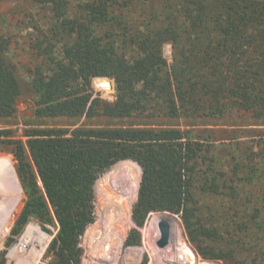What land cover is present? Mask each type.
I'll use <instances>...</instances> for the list:
<instances>
[{
    "label": "trees",
    "instance_id": "1",
    "mask_svg": "<svg viewBox=\"0 0 264 264\" xmlns=\"http://www.w3.org/2000/svg\"><path fill=\"white\" fill-rule=\"evenodd\" d=\"M32 1L50 7L60 22L62 58L45 65V38L38 40L35 51L44 58L26 81L13 68L11 39L0 27V120L14 117L28 93L39 118L128 119L147 111L182 121L186 129L30 128L25 140L1 129L0 149L13 155L26 197L7 247L32 218L42 224L55 219L59 232L44 258L81 264L79 240L95 219V183L118 162L131 160L142 170L132 208L135 226L142 227L151 213L180 214L199 255L225 259L198 241L213 232L195 234L193 179L202 149L187 127L233 114L264 126V0H162L139 19L132 17V0H74L76 6L71 0ZM166 43L173 46L170 67L163 56ZM96 77L114 80L115 102L93 99ZM139 244L133 229L125 246ZM7 252H0V264L7 263Z\"/></svg>",
    "mask_w": 264,
    "mask_h": 264
},
{
    "label": "rangeland",
    "instance_id": "2",
    "mask_svg": "<svg viewBox=\"0 0 264 264\" xmlns=\"http://www.w3.org/2000/svg\"><path fill=\"white\" fill-rule=\"evenodd\" d=\"M162 0H132L130 7L135 11L132 17L141 18L147 8H157ZM76 6L77 2L71 0ZM72 8L71 13L76 14ZM132 15V14H131ZM60 22L50 7L45 9L32 0H0V27L11 39L10 58L19 77L30 81L31 74L43 61V55L35 51L38 40L45 38V65L52 66L53 60L62 58L63 33H59ZM66 39V37H65ZM125 40V39H124ZM163 56L169 67L173 64V46L163 45ZM101 83L107 84L104 89ZM90 92L94 98L107 103L116 100L117 90L113 79L96 77L92 79ZM35 99L32 94H24L17 104L14 117L0 120L1 129H11L16 138H22L24 130L30 128H50L73 130L78 127L111 126L137 128H181L186 127L181 121L161 117H150L147 113L137 114L128 119H109L98 117L94 120L81 118H39L35 114ZM236 115L226 121L215 120L209 125L188 126L192 136L197 139L202 152L199 155L197 174L193 179V188L198 209L195 234L203 229L213 232L210 239L198 237L201 246L211 245L225 259L210 260L199 255L191 241L180 214L168 212L151 213L142 227L135 228L133 221L126 216L123 199L115 192H123L127 186L124 176L134 177L139 185L142 176L140 166L131 161H121L102 174L94 186L97 216L103 221V234L112 238L110 246H98L88 243L82 250L87 264H264V126L251 125V119L235 120ZM233 118V119H232ZM179 124V125H178ZM0 161L8 162L15 176L17 194L13 198L15 206L4 217L0 215V252L7 250L9 261L16 254L31 255L30 264H42L52 258H44L51 241L59 232L55 219L42 224L32 218L24 230L7 247V240L16 220L25 205V196L15 171V161L9 149H0ZM130 180V179H129ZM114 181V182H113ZM114 183V184H113ZM139 183V184H138ZM134 184V183H133ZM5 186V184L3 183ZM117 185V186H115ZM136 188L135 184L133 186ZM124 194V193H122ZM138 195V194H137ZM2 205L9 206V200L2 195ZM133 206L131 207L132 210ZM128 211V209H127ZM169 214L176 219L178 232H172L170 242L179 241L177 251L157 247L156 228L151 226L154 215ZM37 226L49 237L47 246L39 251L35 241L28 243L29 225ZM46 228L50 233L43 231ZM136 229L140 235V244L125 246L130 232ZM159 231V230H158ZM37 233L29 238L35 240L42 235ZM26 246V248H23ZM20 248H23L22 250ZM181 248V249H180ZM263 254V255H262ZM192 256V257H191ZM192 259V260H191ZM14 263V262H13Z\"/></svg>",
    "mask_w": 264,
    "mask_h": 264
},
{
    "label": "bare ground",
    "instance_id": "3",
    "mask_svg": "<svg viewBox=\"0 0 264 264\" xmlns=\"http://www.w3.org/2000/svg\"><path fill=\"white\" fill-rule=\"evenodd\" d=\"M0 176H1V178H3V180L5 182V193H6V195L7 194L8 195L17 194V190H16L17 186H16V181H15V176H13V170H12V168L9 165L8 162H5V164H4V163H2L0 161ZM134 179L135 178L132 177V181H131V177L124 176V180L128 184L127 186H129V185L134 186V184H135L136 189H138L137 179L136 180H134ZM115 186H117V185H115ZM14 206H15V203L11 202L10 209L13 208ZM10 209H7L6 212L8 210H10ZM2 210H3L2 212H4L5 211V207H2ZM6 214H8V212L5 213V215ZM2 215H3V213H2ZM161 220H166L167 222H169L170 227H171V233L179 231L176 219L173 218L172 216H170L169 214H157V215H154V217H153V219L151 221V226H154V227L157 226L158 227V223ZM28 232H29V234L26 237V239L28 240V243H31L32 241H35V243L37 244L35 246H37V249L39 251L43 250L47 246V244L49 243V237L46 234H43L42 231L37 226H34V225L30 224L29 228H28ZM37 233H42V235H40L39 237H36V239L33 240L35 238L34 235H36ZM30 235L33 236L32 240L29 238ZM159 238H160V232L156 228V239L159 240ZM179 246H180V243L177 240L175 242H169V245L166 248L170 249V251H174L175 252V251L178 250Z\"/></svg>",
    "mask_w": 264,
    "mask_h": 264
},
{
    "label": "built area",
    "instance_id": "4",
    "mask_svg": "<svg viewBox=\"0 0 264 264\" xmlns=\"http://www.w3.org/2000/svg\"><path fill=\"white\" fill-rule=\"evenodd\" d=\"M101 88L104 89V87L107 84L101 83ZM124 193V194H122ZM115 194H118L119 196H121V198L123 199L124 202V206L125 208V212H126V216L128 217L129 221L131 222L132 220V210L131 207L134 205V203L137 200V190L136 188H134L133 186H131V189L126 188V190H124L123 192H115ZM95 204V209H94V216L95 219L94 221L87 227V229L85 230L84 234L80 237L79 240V247L83 250H86V246L88 243H96L97 247L98 246H106V249L110 246V242L112 241V238L109 239V237H107L106 234H103V221L101 219L98 218V212H97V206L96 203ZM128 209V211H127ZM133 221V220H132ZM134 224V222H133ZM135 228H137L136 226H134ZM23 248H26V246H24ZM23 248H20L21 250ZM42 264H51V262L49 261H45ZM81 264H87L85 262V256L84 254H82L81 257Z\"/></svg>",
    "mask_w": 264,
    "mask_h": 264
},
{
    "label": "water",
    "instance_id": "5",
    "mask_svg": "<svg viewBox=\"0 0 264 264\" xmlns=\"http://www.w3.org/2000/svg\"><path fill=\"white\" fill-rule=\"evenodd\" d=\"M158 230L160 232V238L157 241V247L159 249H164L169 245L170 237H171V227L169 222L166 220H161L158 223ZM43 231L46 233H50V231L46 228H43Z\"/></svg>",
    "mask_w": 264,
    "mask_h": 264
},
{
    "label": "crops",
    "instance_id": "6",
    "mask_svg": "<svg viewBox=\"0 0 264 264\" xmlns=\"http://www.w3.org/2000/svg\"><path fill=\"white\" fill-rule=\"evenodd\" d=\"M2 195L6 196L8 198V200H9V206H5V211L4 212H2L3 211L2 210L3 205L0 202V215H2V213H3V216L5 217L6 216L5 213H7L6 210L10 209L11 202L14 203V200H13V198L9 197L6 194H0V199L2 198ZM30 259H31V255L30 254L29 255H25V256L16 254L14 257H12V261H9L8 257H7V263L6 264H30L31 263Z\"/></svg>",
    "mask_w": 264,
    "mask_h": 264
},
{
    "label": "flooded vegetation",
    "instance_id": "7",
    "mask_svg": "<svg viewBox=\"0 0 264 264\" xmlns=\"http://www.w3.org/2000/svg\"><path fill=\"white\" fill-rule=\"evenodd\" d=\"M0 194H6L5 193V186L3 185V183L5 184V182H4V180H3V178H1V176H0Z\"/></svg>",
    "mask_w": 264,
    "mask_h": 264
}]
</instances>
